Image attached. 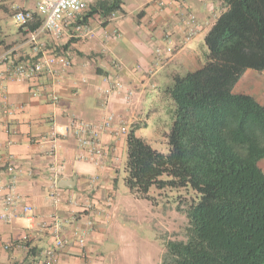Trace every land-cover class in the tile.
I'll return each mask as SVG.
<instances>
[{
    "label": "crops",
    "instance_id": "0c3cea01",
    "mask_svg": "<svg viewBox=\"0 0 264 264\" xmlns=\"http://www.w3.org/2000/svg\"><path fill=\"white\" fill-rule=\"evenodd\" d=\"M106 1L110 0H90L84 15L96 12L83 18L87 34L69 37L72 27L68 26L59 38L48 33L39 37L41 49L63 51L70 60L55 85L58 102L50 103L52 87L44 75L16 80L8 76L9 63L0 65V210L9 182L19 196L15 217L0 221V264H44L42 250L53 244L54 221L64 243L56 248L53 264H105L104 256L118 246L110 238L119 209L115 188L118 165L123 156L126 160V135H103L110 149L97 166L82 155L66 126L72 118L99 121L112 111L115 125H124L128 132L137 120L147 121L148 111H156L155 100L166 98L165 89L174 76L206 62L204 36L214 22H210L213 1L165 0L161 8L156 0H121L113 18L98 10ZM35 4L36 0L0 1V56L8 52L16 61L35 56L25 29L13 19L16 9L35 10ZM191 27L194 33L188 37ZM155 45H169L173 54L154 65ZM112 79L120 80L123 87L107 95ZM69 178L74 179L73 186H63ZM130 197L124 199L127 208L144 201ZM24 205L31 206L32 212L23 213ZM77 233L85 235L82 246ZM24 234H28L26 242L21 241Z\"/></svg>",
    "mask_w": 264,
    "mask_h": 264
},
{
    "label": "trees",
    "instance_id": "16d2710c",
    "mask_svg": "<svg viewBox=\"0 0 264 264\" xmlns=\"http://www.w3.org/2000/svg\"><path fill=\"white\" fill-rule=\"evenodd\" d=\"M217 1L224 9L204 36L206 62L165 89L174 105L168 152L134 127L126 135L123 182L131 195L151 200V188L194 194L185 238L164 244L160 264H264V105L234 91L246 70L264 72V0ZM120 4L101 2L98 10L108 15Z\"/></svg>",
    "mask_w": 264,
    "mask_h": 264
},
{
    "label": "built area",
    "instance_id": "2783aa9c",
    "mask_svg": "<svg viewBox=\"0 0 264 264\" xmlns=\"http://www.w3.org/2000/svg\"><path fill=\"white\" fill-rule=\"evenodd\" d=\"M3 1V0H0ZM159 7H165V0H156ZM90 0H36L35 10L16 9L13 13L14 21L26 32V41L34 46L35 58L14 60L10 57V53L6 52L0 56V65L9 63L8 76L21 80L23 78L39 77L44 75L50 80L52 90L48 93L50 103H56L59 95L56 92L55 85L58 84L59 72L61 69L70 65V60L63 51H47L40 48L38 44L39 37L43 33L50 34L53 38H59L65 32L66 28L72 27V31L68 33L69 37L83 36L87 34V24L81 23L79 16L89 9ZM119 10L110 12V18H113ZM39 19V24L35 28L30 25ZM194 16L189 14V21L194 23ZM188 37L194 33L191 27ZM154 65L160 64L167 60L173 54V47H161L155 45L153 48ZM122 82L118 79H112L111 84L105 89L106 94H115L122 89ZM37 92H33L36 94ZM125 100H128L130 92H125ZM108 100V99H107ZM6 113H10L9 108H5ZM116 115L112 111H106L103 119L99 121H87L81 118H72L68 122L66 129L76 139L77 147L82 155L90 159L95 165L101 166L109 152L110 147L104 143L103 135L105 133L119 135L125 133L127 129L124 125H115ZM54 148V145H52ZM8 168L14 167L13 158L8 157ZM18 194L15 191L13 182H9L5 186V193L2 197V209L0 210V221L10 222L15 217V209L18 204ZM22 212H32L29 205L22 206ZM50 229L52 231L54 241L53 244L42 250L44 264H53L56 248L60 247L64 240L60 237V226L58 221H54ZM28 240V234H24L22 242ZM77 240L82 246L85 243V235L77 233ZM8 248L9 244L3 245Z\"/></svg>",
    "mask_w": 264,
    "mask_h": 264
},
{
    "label": "rangeland",
    "instance_id": "374dc122",
    "mask_svg": "<svg viewBox=\"0 0 264 264\" xmlns=\"http://www.w3.org/2000/svg\"><path fill=\"white\" fill-rule=\"evenodd\" d=\"M211 1L215 6L214 13L210 16V22H213L224 7L220 1ZM235 90L252 94L264 105V72L246 70ZM152 108H156V111L147 112V121L137 120L133 123L135 133L152 148L167 153L166 134L172 122L174 105L171 100L158 97ZM124 164L125 156L118 165L115 195L119 209H116L113 234L110 238L118 246L114 252L104 256V263L160 264L165 250L164 244L168 240L185 238V227L188 224L186 203L194 194L186 189L151 188V200L135 201L134 205H128L127 208L124 199L131 197L123 182ZM259 166L264 171V159L259 162Z\"/></svg>",
    "mask_w": 264,
    "mask_h": 264
},
{
    "label": "water",
    "instance_id": "95a60500",
    "mask_svg": "<svg viewBox=\"0 0 264 264\" xmlns=\"http://www.w3.org/2000/svg\"><path fill=\"white\" fill-rule=\"evenodd\" d=\"M63 186H67V187H72L74 184V179L73 178H69V179H65L62 181ZM111 245H108V247Z\"/></svg>",
    "mask_w": 264,
    "mask_h": 264
}]
</instances>
